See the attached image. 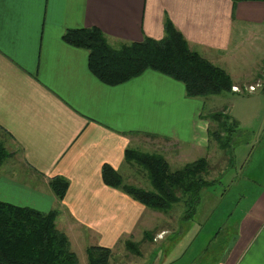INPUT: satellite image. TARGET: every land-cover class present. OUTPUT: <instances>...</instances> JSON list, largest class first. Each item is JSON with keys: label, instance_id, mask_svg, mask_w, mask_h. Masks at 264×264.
Wrapping results in <instances>:
<instances>
[{"label": "crops", "instance_id": "0c3cea01", "mask_svg": "<svg viewBox=\"0 0 264 264\" xmlns=\"http://www.w3.org/2000/svg\"><path fill=\"white\" fill-rule=\"evenodd\" d=\"M167 18L238 87L252 85L241 71H264V1L0 0V138L13 147L10 169L0 170V199L57 209L56 226L74 252L88 242L111 249L139 241L152 226L156 212L104 184V163L120 173L126 148L161 140L169 166L186 164L207 150L208 123L204 102L187 97L181 82L146 69L107 85L89 71L88 52L62 34L95 26L110 43L160 39ZM55 175L69 182L62 200L48 184ZM234 221L238 233L221 264H264V190Z\"/></svg>", "mask_w": 264, "mask_h": 264}, {"label": "trees", "instance_id": "16d2710c", "mask_svg": "<svg viewBox=\"0 0 264 264\" xmlns=\"http://www.w3.org/2000/svg\"><path fill=\"white\" fill-rule=\"evenodd\" d=\"M62 40L85 49L89 71L107 85L124 83L146 69H152L181 82L187 97L201 99L204 104L210 95L236 93L230 75L191 49L168 18L160 39L143 36L140 41H123L119 46H113L98 27L92 26L69 28L62 34ZM223 111L209 114L202 111L200 117L208 123V141L214 139L226 149L240 126L235 118ZM213 122H216L215 127L211 125ZM225 130L236 133L225 135ZM10 155L0 142V166ZM231 159L227 158V161ZM124 160L142 166L153 189L125 183L122 174L106 163L101 168L104 184L120 189L154 210L167 211L174 203L182 202L194 211L201 189L216 180L208 173L206 157L171 170L164 156L129 147L124 150ZM48 184L55 197L62 200L69 186L68 180L55 175L49 178ZM57 214V209L44 212L0 199V264H79L76 253L70 249L67 235L56 226ZM147 234L145 231L144 236ZM124 246L134 255L141 254L138 242L126 239ZM85 252L87 264H109L112 254L110 248L100 245L87 246Z\"/></svg>", "mask_w": 264, "mask_h": 264}, {"label": "rangeland", "instance_id": "374dc122", "mask_svg": "<svg viewBox=\"0 0 264 264\" xmlns=\"http://www.w3.org/2000/svg\"><path fill=\"white\" fill-rule=\"evenodd\" d=\"M121 43L111 42V45L119 46ZM261 70V67L256 68L250 76L243 74L245 70L241 71L243 73L240 75L243 76L240 80L252 84L246 89L242 85L238 87L231 78L235 94L222 92L205 99V114L224 110L225 114L239 122L240 129L237 133L225 130V135L236 133L232 138V147L230 145L229 148L222 149L217 141L210 139L207 150L188 158L187 161H192V157H206L209 162L208 173L216 178L212 185L201 189L200 200L194 211L182 202L174 203L167 211L149 208L156 213L151 228L144 230L148 232L147 236L143 232L139 241L126 238L139 243L141 254L129 252L122 240L111 248L109 264H221L226 248L233 243L238 233L234 218L248 208L264 190V82L260 87L257 85L259 78L264 80V71ZM211 125L215 127L216 122ZM0 142L8 152L13 149L11 145V148L6 145L4 139L0 138ZM156 144L158 146H153L154 142H143L137 150L149 154H165V143L160 140ZM9 157L3 161L0 170L10 169L7 167L11 162ZM227 158L231 161L228 162ZM184 164L185 162L171 163L170 169H179ZM119 171L125 183L147 190L153 189L142 166L125 162ZM17 177L23 175L18 174ZM234 210L235 215L229 218ZM82 238L85 239V236ZM87 246H90L89 242ZM87 246H74L79 264H87Z\"/></svg>", "mask_w": 264, "mask_h": 264}, {"label": "built area", "instance_id": "2783aa9c", "mask_svg": "<svg viewBox=\"0 0 264 264\" xmlns=\"http://www.w3.org/2000/svg\"><path fill=\"white\" fill-rule=\"evenodd\" d=\"M250 89H254L253 87H250Z\"/></svg>", "mask_w": 264, "mask_h": 264}]
</instances>
